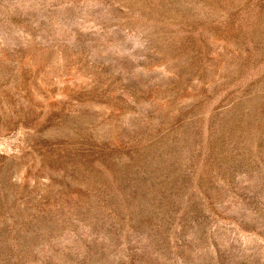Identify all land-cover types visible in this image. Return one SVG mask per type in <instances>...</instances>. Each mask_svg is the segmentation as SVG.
Returning <instances> with one entry per match:
<instances>
[{"label": "rangeland", "instance_id": "obj_1", "mask_svg": "<svg viewBox=\"0 0 264 264\" xmlns=\"http://www.w3.org/2000/svg\"><path fill=\"white\" fill-rule=\"evenodd\" d=\"M0 264H264V0H0Z\"/></svg>", "mask_w": 264, "mask_h": 264}]
</instances>
